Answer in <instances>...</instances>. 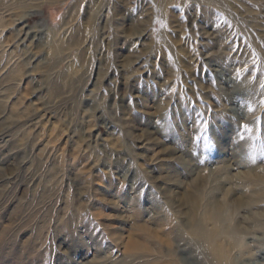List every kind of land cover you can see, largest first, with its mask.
I'll list each match as a JSON object with an SVG mask.
<instances>
[{
	"label": "rangeland",
	"instance_id": "374dc122",
	"mask_svg": "<svg viewBox=\"0 0 264 264\" xmlns=\"http://www.w3.org/2000/svg\"><path fill=\"white\" fill-rule=\"evenodd\" d=\"M77 1L0 0V264H264V0Z\"/></svg>",
	"mask_w": 264,
	"mask_h": 264
},
{
	"label": "bare ground",
	"instance_id": "6f19581e",
	"mask_svg": "<svg viewBox=\"0 0 264 264\" xmlns=\"http://www.w3.org/2000/svg\"><path fill=\"white\" fill-rule=\"evenodd\" d=\"M83 1H86L88 3V14H89L90 23H89V25L87 27V32L89 33L91 38L94 39L95 32H96V26H98V25H96V21H95L96 20V14H97L98 10H99V13L100 12H104V13H106L107 16H110V15L117 14L116 11H117L118 7H117V5H114V4H116L115 2H114L113 5H111V2H110V5H108L109 2H107V1H109V0H83ZM149 1H150L149 3H151V5H152V3L155 2L154 3L155 7L153 6L154 7L153 11H156V13L160 14V12H162L164 7H165V2L170 3V1H173V0H149ZM178 1L179 0H176V1L174 0V2H178ZM188 1L189 0H187L186 2H188ZM225 1L228 4L231 3V0H225ZM76 2H78V1L76 0ZM225 6H226V3H225ZM73 7H75V4H73L71 6V8H73ZM149 7H151V6H149ZM220 8H221V6H220ZM214 11L217 14H220V11L223 12V8L219 9L217 7V9H215ZM104 27H101V28H104ZM82 32L83 31L79 27L73 28L72 33H71L72 42H74V43L79 42L78 41L79 37H80L79 35H81ZM74 34H76V35H74ZM77 35H78V38H77ZM60 49H62V47H60ZM249 173H248V176H247V178H248L247 179V183H249V184L251 183L253 185L254 188L251 189L252 193H253L256 190V188H255L256 181L255 180H260L261 179V180L264 181V174H262V172H260V171L257 172L256 169L252 170V171L250 170ZM261 189L262 190L260 191V196H258L257 194L253 193L254 195H251V196L249 195L250 197H247L246 199L243 198L244 200L241 199L240 204H249L248 202H255V201H257L259 199V197L260 198L261 197L264 198V190H263V188H261ZM210 201H209V204H208L210 207L207 206L209 211L205 212V214L203 213L204 215H201V217L198 218L197 220L195 219V222H192V220H191V222L189 224H187V227L189 229V232L193 236H195V237L202 236L209 243L215 244L216 245L215 247H216V250H217L216 256L219 259H223L224 260V259L227 258V251L225 250L226 248H224L222 246V244L219 243V242H220V239H222V237H224L225 235L230 233L231 229L227 225H224V211H225L224 207L220 203H218V201L215 200V199H211ZM196 215H197V213H196ZM210 221L212 222L211 223V227H210V223H209ZM113 238L115 239L116 242H121L122 243V238L120 236H118L117 234H114ZM130 239L133 240L132 238H130ZM131 240H128L126 245H124V248H125L126 252H128V253L131 250H133V246H134V244L132 243ZM135 248H136V246H135ZM153 262H152V264H157L156 261H153Z\"/></svg>",
	"mask_w": 264,
	"mask_h": 264
}]
</instances>
